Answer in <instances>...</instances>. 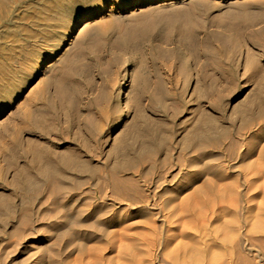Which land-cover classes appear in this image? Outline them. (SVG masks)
<instances>
[{
	"label": "rangeland",
	"instance_id": "1",
	"mask_svg": "<svg viewBox=\"0 0 264 264\" xmlns=\"http://www.w3.org/2000/svg\"><path fill=\"white\" fill-rule=\"evenodd\" d=\"M261 215L264 0H0V264H264Z\"/></svg>",
	"mask_w": 264,
	"mask_h": 264
},
{
	"label": "bare ground",
	"instance_id": "2",
	"mask_svg": "<svg viewBox=\"0 0 264 264\" xmlns=\"http://www.w3.org/2000/svg\"><path fill=\"white\" fill-rule=\"evenodd\" d=\"M86 19H87V18L80 17V18L77 20V26H80L82 23H84V21H85ZM198 206L201 207L199 204H198ZM198 210H199V208H198ZM261 216H263V215H261ZM257 217H258V216H257ZM226 218H231V217L229 216V217H226ZM263 218H264V216H263ZM263 218H262V219H263ZM255 219H256V218H255ZM260 219H261V217H259V220H260ZM224 221H226V219H225ZM224 221L222 220V222H224ZM227 221H228V219H227ZM258 223H260V221H259ZM262 224H264V222H262ZM217 226H218V224H217ZM220 226H221V225H220ZM250 228H251V227H250ZM263 228H264V227H263ZM234 232H235V231H234ZM236 233H237V232H236ZM234 235H236V234H234ZM184 238H185V237H184ZM186 239H189V238H186ZM192 239H194V238H192ZM195 239H196V238H195ZM181 240H182V238H181ZM178 241H180V239H179ZM197 241H200V240L198 239ZM197 241H196V240H191V237H190V241L187 240L186 246L190 247L191 250H193V251H192V252H193L192 254H194V258H193V255H192V258L189 256V257L191 258V259H190V258H189V259L192 260V261L194 260V261H193V264H203L204 262L206 263V261H205L202 257H205L204 255H206V254H204V253H203L204 255L202 254V250H204V249L201 248V245H200L201 243L199 244V242H197ZM184 242H185V241L183 240V243H184ZM200 242H201V241H200ZM209 242H210V241H209ZM177 243H179V242H177ZM180 243L182 244V241H180ZM211 243H212V242H211ZM211 243H209V244L211 245ZM184 244H185V243H184ZM213 244H214V243H213ZM171 246H172V245H171ZM174 246H175V245H174ZM206 246H207V245H206ZM202 247H203V246H202ZM211 247H212V246H211ZM171 248H172V247H171ZM182 248H183V247H182ZM230 249H231V248H230ZM230 249H229V250H230ZM169 250H170V248H169ZM169 250H168V253H167V254H168V255H171L172 252L169 254V252H170ZM212 250H213L212 253L209 254V255H210V260H211V261H209V262L207 261V264H215V263L217 262V261H215V258L217 257V255H218V253H219V251H220V250H219V245H218V247H215V245H214V247H213ZM227 250H228V248H227ZM181 251H182V249H181ZM223 251H224V250H223ZM203 252H205V251H203ZM210 252H211V251H210ZM228 253H229V252H228ZM228 253H226V254H228ZM183 254H184V251H183ZM219 254H221V253H219ZM230 254H231V253H229V256H230ZM189 255H190V253H189ZM209 255H208V256H209ZM222 255L225 256L224 253L221 254V256H222ZM231 256H233V255H231ZM171 257H172V256H171ZM178 257L180 258L179 260L176 259V258H178ZM178 257L175 255V258H173L172 260H174V261H175V260L180 261L181 264H185V263H186V262H185L186 259H184V255H182V256H178ZM218 257H219V256H218ZM237 257H238V256H237ZM201 258H202V259H201ZM211 258H212V259H211ZM225 258H226V256H225ZM230 258H231V257H230ZM189 259H187V263H188V260H189ZM207 259L209 260V257H207ZM218 259H219V258H218ZM221 259L223 260V258H221ZM221 259H220V260H221ZM184 260H185V261H184ZM190 260H189V261H190ZM201 260H202V262H201ZM203 260H204V262H203ZM216 260H217V258H216ZM220 260H219V261H220ZM174 261H173V262H174ZM232 261H234L233 258H232ZM239 261H240V260H239ZM234 262H235V261H234ZM174 263H175V262H174ZM190 263H191V262H190ZM205 263H204V264H205ZM232 263H233V262L229 261L228 259H227L226 261L223 260V262L221 261V264H232ZM175 264H176V263H175ZM178 264H179V263H178ZM216 264H217V263H216Z\"/></svg>",
	"mask_w": 264,
	"mask_h": 264
}]
</instances>
